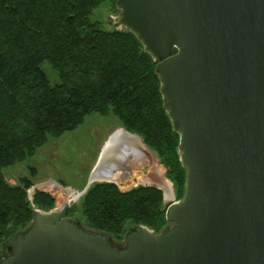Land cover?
I'll return each mask as SVG.
<instances>
[{
    "label": "water",
    "instance_id": "water-1",
    "mask_svg": "<svg viewBox=\"0 0 264 264\" xmlns=\"http://www.w3.org/2000/svg\"><path fill=\"white\" fill-rule=\"evenodd\" d=\"M118 6V26L158 61L165 108L180 134L187 177L184 196L167 207L173 225L161 233L138 226L117 246L65 218L68 204L95 183L91 176L77 199L66 187L58 207L36 209L0 264H264V0Z\"/></svg>",
    "mask_w": 264,
    "mask_h": 264
},
{
    "label": "trees",
    "instance_id": "trees-1",
    "mask_svg": "<svg viewBox=\"0 0 264 264\" xmlns=\"http://www.w3.org/2000/svg\"><path fill=\"white\" fill-rule=\"evenodd\" d=\"M106 1L118 9L119 0H0L2 249L32 224L36 209L56 206L54 196L41 190L30 199L32 181L25 176L10 183L3 168L23 162L93 112L112 113L140 135L166 167L177 197L184 196L187 169L178 150L180 134L165 108L158 61L132 31L104 29L92 20ZM45 62L57 81L43 68ZM167 207L155 185L122 190L102 181L66 207L64 217L75 219L81 212L89 229L121 241L138 226L157 233L169 229Z\"/></svg>",
    "mask_w": 264,
    "mask_h": 264
},
{
    "label": "rangeland",
    "instance_id": "rangeland-1",
    "mask_svg": "<svg viewBox=\"0 0 264 264\" xmlns=\"http://www.w3.org/2000/svg\"><path fill=\"white\" fill-rule=\"evenodd\" d=\"M120 13L121 9L119 6L118 9L113 8L112 3L106 1L99 8L95 9L92 20L99 22L100 26L104 29H124L117 24V17ZM43 68L53 82L57 81V72H55L48 62L43 63ZM119 128L127 130L114 114L103 115L98 112L90 113L86 115L84 121L75 129L67 131L58 137H50L48 142L40 147L31 157H28L23 162L4 167L3 174L13 184L20 182L22 177H28L33 183L28 189L30 199H33L36 190H41L52 194L58 207L59 199H68L67 194L64 193L66 187L71 188L73 192L72 197H74L80 191L84 190L91 176L96 171L108 175L113 172L114 168L121 167V165L111 161L113 159L111 152L105 161L101 162L103 156L102 149L111 140L113 141L110 145L112 152L117 155L119 153L121 155L122 153L129 156V158H125L127 160L125 163L123 161V168H127V163L130 162L131 155H138V149L135 146V144L139 145L138 141H132L131 145L125 148L128 138L123 135V129ZM139 137L141 138L140 135ZM150 151L156 156L150 169H158L160 171V177H157V179H162L164 182L161 184L159 180H147L144 184L155 182V186L158 188L161 187L163 196L166 195L164 202L169 206L171 202L181 198L177 197L174 183L166 175V167L160 162L156 152L154 150ZM124 155L122 157H126ZM118 171L117 173L119 174H129L130 181H132L129 184L122 183L123 190H129L140 185L138 178L135 177L138 173L135 167L130 173H128L129 171L125 172L122 168H119ZM137 177H141V175H137ZM97 181L95 180V183ZM129 185L131 187L127 189ZM80 198L75 201L72 200L68 206L78 204ZM70 219L74 221L78 219L80 225L89 229L85 225L86 219L81 215V212H79L78 216H75V219ZM125 240L126 238L121 241L113 239V243L117 246H123ZM7 253H9L8 248H0V256Z\"/></svg>",
    "mask_w": 264,
    "mask_h": 264
},
{
    "label": "crops",
    "instance_id": "crops-1",
    "mask_svg": "<svg viewBox=\"0 0 264 264\" xmlns=\"http://www.w3.org/2000/svg\"><path fill=\"white\" fill-rule=\"evenodd\" d=\"M119 129H123V128H119ZM123 131H124L123 135H125L128 138V140L126 141L125 148L127 146L129 147L132 141L134 140L138 141L139 145L135 144L136 148L138 149V155L130 156V162L127 163V169L125 168L123 169L122 167H119V168H122L125 172L129 171L128 173H130L135 167L136 170L138 171L135 177L138 178V181L140 182V184L154 185L155 182L144 184L145 182H147V180H151V181L157 180V177H160L159 176L160 171L158 169L156 170L150 169L153 161L156 159V156H154V154H152V152L150 151L152 149L146 145L142 137L140 138L138 134L131 133L125 129H123ZM109 167L111 166L109 165ZM118 169L114 168L113 177H110L108 179L113 178L115 181H117V183L115 182L116 184H118V182H120L121 184L122 183L129 184L130 182H132L130 181L129 174H119L117 173L119 172ZM137 175L138 176L141 175V177H137Z\"/></svg>",
    "mask_w": 264,
    "mask_h": 264
},
{
    "label": "bare ground",
    "instance_id": "bare-ground-1",
    "mask_svg": "<svg viewBox=\"0 0 264 264\" xmlns=\"http://www.w3.org/2000/svg\"><path fill=\"white\" fill-rule=\"evenodd\" d=\"M111 143H113V141L111 140L110 142H108V144H106V147H104V154H103V156H102V160H101V162H103V161H105V159H106V157L108 156V154L111 152L112 153V150H111ZM114 153V152H113ZM120 154V153H119ZM117 155V154H113V159L111 160V161H113L114 163H117L118 165H121V167L123 168V161H122V159H124V158H129V156H126V155H124V154H122L121 153V155ZM126 156V157H122V156ZM122 157V158H121ZM119 158H121V160H119L118 161V159ZM108 162H110V161H108ZM107 162V163H108ZM117 169H118V167H117ZM124 169V168H123ZM125 169H127V168H125ZM113 172L112 173H110V174H108V175H105L103 172H98V171H96L93 175H92V179H94V180H101V179H108V178H110V177H113ZM157 180H159V183H161V184H163V182H164V180H162V179H157ZM162 186H165V185H162ZM166 187V186H165ZM167 189V188H166ZM75 197V199H77V195L76 196H74Z\"/></svg>",
    "mask_w": 264,
    "mask_h": 264
},
{
    "label": "flooded vegetation",
    "instance_id": "flooded-vegetation-1",
    "mask_svg": "<svg viewBox=\"0 0 264 264\" xmlns=\"http://www.w3.org/2000/svg\"><path fill=\"white\" fill-rule=\"evenodd\" d=\"M113 153V152H112ZM114 154V153H113ZM122 161H124V163L127 161L125 158L124 159H122ZM5 255V254H4Z\"/></svg>",
    "mask_w": 264,
    "mask_h": 264
}]
</instances>
